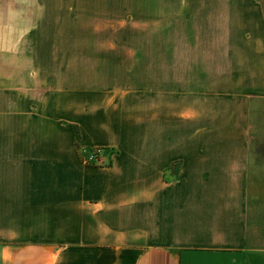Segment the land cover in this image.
Here are the masks:
<instances>
[{
    "label": "crops",
    "instance_id": "1",
    "mask_svg": "<svg viewBox=\"0 0 264 264\" xmlns=\"http://www.w3.org/2000/svg\"><path fill=\"white\" fill-rule=\"evenodd\" d=\"M130 6L151 68L61 65ZM0 264H264V0H0Z\"/></svg>",
    "mask_w": 264,
    "mask_h": 264
},
{
    "label": "rangeland",
    "instance_id": "2",
    "mask_svg": "<svg viewBox=\"0 0 264 264\" xmlns=\"http://www.w3.org/2000/svg\"><path fill=\"white\" fill-rule=\"evenodd\" d=\"M42 11H38L36 18L42 17ZM120 17V16H119ZM167 17V16H165ZM122 19H124L121 25L114 27H107L98 31V34L104 35L105 38L113 40V53H109L108 49H99L101 53L96 54V57L92 56L90 59L81 58L79 60L63 59L61 61L62 66L73 65L77 61L79 65H83L89 62V65L95 66L98 69L102 67L107 68H151L153 59L152 54V36L154 34L155 27L153 26V11L151 7L136 8L130 6L129 10L125 13L122 12ZM156 33H161L163 28L157 27ZM68 48L65 44H50L44 42L45 53L53 56L60 53L58 46ZM54 46V47H53ZM104 46V45H103ZM99 52V51H98ZM98 79L103 77H109V75H96ZM118 77L117 75H113ZM129 79L135 78L136 75L126 76Z\"/></svg>",
    "mask_w": 264,
    "mask_h": 264
},
{
    "label": "built area",
    "instance_id": "3",
    "mask_svg": "<svg viewBox=\"0 0 264 264\" xmlns=\"http://www.w3.org/2000/svg\"><path fill=\"white\" fill-rule=\"evenodd\" d=\"M79 153L83 163L102 167H108L110 160L115 156L112 147L102 144L80 146Z\"/></svg>",
    "mask_w": 264,
    "mask_h": 264
}]
</instances>
